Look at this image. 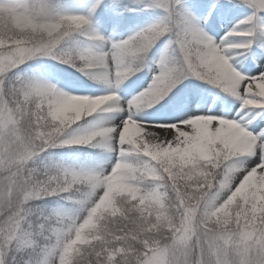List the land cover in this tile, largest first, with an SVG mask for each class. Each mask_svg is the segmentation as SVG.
Instances as JSON below:
<instances>
[{"label":"snow or ice","instance_id":"snow-or-ice-1","mask_svg":"<svg viewBox=\"0 0 264 264\" xmlns=\"http://www.w3.org/2000/svg\"><path fill=\"white\" fill-rule=\"evenodd\" d=\"M131 2L160 16L97 52L63 44L76 37L105 42L90 22L103 0L87 15L58 11L47 0H0V264H20L24 255L23 264H264V63L248 76L230 63L264 38L257 16L264 0ZM111 7L137 10L123 0ZM240 7L251 14L218 42L204 31ZM161 41L165 55L147 87L122 102L115 90ZM260 48L254 56H264ZM43 57L111 94L70 95L16 75ZM190 78L240 107L229 118L189 112L175 123L136 121ZM98 111L116 114L118 122L81 123ZM79 147L103 149L115 162L95 170L44 155ZM51 198L71 202L72 211L32 207Z\"/></svg>","mask_w":264,"mask_h":264},{"label":"rangeland","instance_id":"rangeland-1","mask_svg":"<svg viewBox=\"0 0 264 264\" xmlns=\"http://www.w3.org/2000/svg\"><path fill=\"white\" fill-rule=\"evenodd\" d=\"M66 4L57 6V10L69 13V14H83L87 15L88 9L91 7L95 0H68ZM52 2V0H47ZM50 7H53L51 3H48ZM190 5V4H189ZM103 5L96 9V11L90 17L91 29L95 33L104 37V43L87 41L82 37L75 42L71 47H67V50L71 49H88L97 52H108L111 48L112 43L120 42L127 39L130 35L139 31L143 27L155 22L157 19L145 21L141 25H136L133 28L126 26L117 27L113 26L111 18H107L102 14ZM251 14V10L243 11L242 13L229 16L212 22L210 25L204 26V31L211 36L215 41H219L221 37L228 32L233 25L238 23L240 20L246 18ZM258 22L260 26L264 27V13H258ZM264 44V38L257 37L256 43L253 44L251 50L245 52L236 58L235 61H230L233 64L234 70L241 72L243 75H255L260 70L261 63H264V56H254V53H258ZM156 48L146 57L143 63V70L138 75L131 76L125 80L118 89L115 90V94L119 97L122 102H127L137 96L144 88L147 87L148 82L151 80L153 73L156 70V62L165 55V45L161 41L156 44ZM81 79H86L91 85H79L73 80L66 78L65 76H59L55 72H51L48 69L40 68L36 71L30 72V80H39L40 82L51 84L57 87L58 90L63 91L67 94L75 95H87L90 97H96L104 94H111L112 90L107 88L103 83L94 81L75 71ZM16 75L22 76L21 72H16ZM114 76V70L112 71ZM111 78V77H110ZM72 82L74 87L70 90L65 87V83ZM184 88V89H183ZM179 97L175 98L174 101L170 100V105L164 109L151 108L146 111L139 112L135 117L137 122L146 124H164V123H175L184 113H197V114H212L217 118H229L228 113H232L234 108H239V102L236 101L230 95V99H233L231 107L228 105V101L219 95L222 90L216 91L215 95H209L204 97L201 92H198L195 88H191L187 83L183 84L180 88ZM219 93V94H217ZM234 114V113H232ZM119 117L116 114L107 111H98L93 114L92 117L87 118V121L81 123H87L90 121L96 127L113 126L118 122ZM79 149L88 150L89 153L73 157L71 159H64L59 161L57 164H75L86 169L103 168L105 170L110 169L112 164L115 162V154L108 153L103 149H93L86 147H79ZM51 158H54L52 155ZM58 202V201H57ZM73 209V205L69 201L61 200L60 203L53 208V211L58 213H69ZM23 263V262H22Z\"/></svg>","mask_w":264,"mask_h":264},{"label":"trees","instance_id":"trees-1","mask_svg":"<svg viewBox=\"0 0 264 264\" xmlns=\"http://www.w3.org/2000/svg\"><path fill=\"white\" fill-rule=\"evenodd\" d=\"M69 2L68 0H52V2H48L52 4V8L57 9L59 6H61L62 4H66L67 2ZM113 3V0H103V11L102 14L107 17V18H111L112 22H113V26H117V27H122V26H126L129 28H133L136 25H141L143 24L145 21H150L153 19H157L160 16V12L159 11H155V10H150V11H140L138 9V7L136 5H134L131 0H123V3L128 4L129 7L132 8H137L136 11H124L122 8L118 11H114L113 8L111 7ZM186 4H192L193 0H185ZM58 6V7H57ZM248 8L247 7H240V8H236L233 11H231L228 15L229 16H235L238 15L240 13H242L243 11H247ZM79 40V37H76L74 39L68 40L63 44V47L66 49L67 47H71L75 42H77ZM157 46V45H156ZM153 47L145 56L144 61L146 60V57L151 54V52L156 48ZM148 58V57H147ZM143 61V63H144ZM40 68L43 69H48L51 72H55L56 74H58L59 76H65L66 78H69L71 80H73L74 82H76L79 85H91L92 83H90L88 80L86 79H81L75 72V70L73 68L68 67L67 65L64 64H60L55 60H52L51 58H47V57H43V58H35L33 60H30L28 62H26L25 64L21 65L16 72L20 71L22 76L21 78L23 79H27L30 80V72L36 71ZM143 67L141 69L140 72H142ZM140 72L136 73L135 75L140 74ZM134 76V75H133ZM187 83L189 87L191 88H195L198 92H201L202 95L204 97H207L209 95H215L216 91H218L219 89L215 88V87H210L208 86L206 83L200 82L198 80H196L195 78H190L187 80L182 81L177 88L174 90V93L172 94V96L170 98H168L165 101H161L160 104L156 105V109H164L167 106H169L170 100H173L177 97H179L180 92L182 90H180L181 86L183 84ZM184 89V88H183ZM219 94V93H217ZM219 95H221V97H223L225 100L228 101V105L231 107L232 103H233V99H230L228 96L229 94L221 92ZM154 108V109H155ZM149 110V109H147ZM89 153L88 150L85 149H79V148H64V149H54V150H50L49 153L44 154L45 157H47V160H50L52 163H58L61 160L64 159H71L73 157H78L80 155H83ZM54 156V158H51V156ZM47 162V161H46ZM58 201V202H57ZM61 200L57 199V198H51V199H46V200H40V201H34L32 202V207L35 208L38 211H42V212H49V211H53V208L55 206H57L60 203ZM20 259V264H23L22 262L25 259H28L27 255H24L22 257L19 258Z\"/></svg>","mask_w":264,"mask_h":264}]
</instances>
